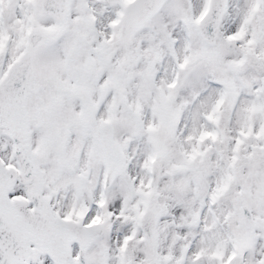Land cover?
Wrapping results in <instances>:
<instances>
[{"label":"snow or ice","instance_id":"snow-or-ice-1","mask_svg":"<svg viewBox=\"0 0 264 264\" xmlns=\"http://www.w3.org/2000/svg\"><path fill=\"white\" fill-rule=\"evenodd\" d=\"M0 264H264V0H0Z\"/></svg>","mask_w":264,"mask_h":264}]
</instances>
